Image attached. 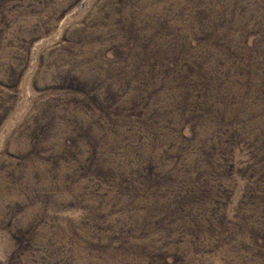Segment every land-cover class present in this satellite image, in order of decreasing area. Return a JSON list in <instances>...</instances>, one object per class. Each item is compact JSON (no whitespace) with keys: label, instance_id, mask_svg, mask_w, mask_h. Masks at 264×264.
Listing matches in <instances>:
<instances>
[{"label":"rangeland","instance_id":"374dc122","mask_svg":"<svg viewBox=\"0 0 264 264\" xmlns=\"http://www.w3.org/2000/svg\"><path fill=\"white\" fill-rule=\"evenodd\" d=\"M0 264H264V0H0Z\"/></svg>","mask_w":264,"mask_h":264}]
</instances>
